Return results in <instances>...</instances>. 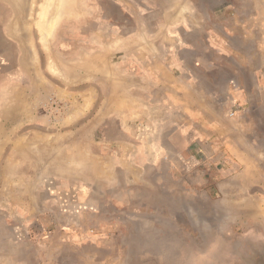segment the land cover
<instances>
[{
    "label": "rangeland",
    "instance_id": "obj_1",
    "mask_svg": "<svg viewBox=\"0 0 264 264\" xmlns=\"http://www.w3.org/2000/svg\"><path fill=\"white\" fill-rule=\"evenodd\" d=\"M137 1L142 10L131 15L120 8L124 0H50L47 12L58 16L43 45L37 21L46 1L29 0L30 10L22 11L20 0H0V264H204L199 253L207 246L199 249L195 229L216 198L213 181L225 176L216 163L227 160L209 151L210 139L184 138L178 128L164 131L166 123L147 120L161 117L162 107L146 100L161 103L167 90L155 84L146 92V85L171 80L162 75L171 64L167 35L156 25L170 17L160 8L166 0ZM192 1L203 13L218 8L221 17L233 0ZM187 11L184 3L177 13ZM23 22L32 46L27 53L18 37ZM182 55L206 93L221 100L226 75H211L215 83L209 69L193 70L190 52ZM215 108L230 118L243 107ZM262 109L254 113L264 116ZM181 125L191 133L195 125L202 133L208 127ZM261 131L264 122L252 140L264 144ZM51 142L58 160L73 158L75 178H88L90 167H113L115 185L91 180L85 195L52 197L54 187L43 178L55 151ZM156 144L163 165L136 169L143 149ZM152 155L149 161H159Z\"/></svg>",
    "mask_w": 264,
    "mask_h": 264
},
{
    "label": "crops",
    "instance_id": "obj_2",
    "mask_svg": "<svg viewBox=\"0 0 264 264\" xmlns=\"http://www.w3.org/2000/svg\"><path fill=\"white\" fill-rule=\"evenodd\" d=\"M23 1L20 0L22 11ZM124 1L126 3H120V8H129L131 15L142 10L137 0ZM184 3L188 11L177 13ZM247 4L251 6L249 0L236 1V4L234 0L226 2L224 14L220 17L218 8L203 13L192 0L163 2L160 8L167 10L170 18L156 22V25L164 29L167 35L169 45L166 57L171 64L162 71V75H168L171 80L165 82L162 79L152 87L148 84L145 87L146 92L155 84L167 90L161 103L155 99L152 102L146 100L145 103L153 106V109L162 107L161 117L152 118L151 114L148 121L161 120L166 123L164 131L178 128L177 131L184 138H208L209 151L227 160L226 164L216 163L217 170L225 176L213 181L216 198H210L208 211H201L198 217L200 227L195 229L199 249L207 246L204 252L199 253L204 264H264V144L252 140L264 122V116L254 113L258 107L264 111V0L252 3V16ZM191 35L192 39L189 38ZM18 37L22 43L26 39L20 29ZM186 51L195 58L193 70L202 72L209 69L208 73L215 83L219 81L213 75H226L222 82L224 95L221 100L217 95L207 94L201 80L186 67L182 60V53ZM135 88L131 92L136 93L133 100L135 98L138 102L141 100L137 96L138 87ZM218 104L243 108L234 111L229 118L224 117L222 110L215 108ZM147 114H150L149 111ZM185 121L204 122L208 127L202 133L198 128L200 126L195 125L192 133L187 132L185 125H181ZM260 134L259 138H264V131ZM49 147L55 151L50 154V163L43 178L48 179V185L54 187L56 194H51L52 197L66 199L75 191L85 195L89 192L91 180L92 185H99L100 182L115 185V181L109 178L112 166L106 169L90 167L88 178H75L80 173L74 169L73 158L64 157L65 162L58 160L56 143L51 142ZM164 150V154L173 152L170 148ZM141 154L145 155V159L141 156L139 161L133 163L136 169L150 164L158 171L161 159H165L161 156L160 144L153 145L151 151L143 149ZM152 154L159 155V161H149ZM74 186L86 189L77 191ZM238 248L242 250L239 253Z\"/></svg>",
    "mask_w": 264,
    "mask_h": 264
},
{
    "label": "bare ground",
    "instance_id": "obj_3",
    "mask_svg": "<svg viewBox=\"0 0 264 264\" xmlns=\"http://www.w3.org/2000/svg\"><path fill=\"white\" fill-rule=\"evenodd\" d=\"M27 1L29 0H24L23 1V7H24V10L23 11H29L30 10V7L28 8L27 6ZM46 2L41 4V9H40V12L38 13V27H39V37H40V40H41V43L43 45L46 44L47 40L49 39V37L51 36L52 32H53V29L55 27V23H56V15L58 16V14H56V9H57V6H58V0L57 3H56V7L53 6L54 8V11L53 13L55 14H52V15H49L48 12H47V9L51 6V3L50 0H45ZM55 1V0H54ZM61 0H59L60 2ZM63 2V1H62ZM55 3V2H54ZM61 3V2H60ZM63 4V3H62ZM52 8V9H53ZM56 8V9H55ZM63 8V7H62ZM50 9V8H49ZM183 9V8H182ZM60 10H63V9H60ZM58 10V12L60 11ZM49 11V10H48ZM181 11H184V10H181ZM63 12V11H62ZM26 24V25H25ZM27 23L26 22H23L22 25H21V28H20V33L26 38L24 39L23 41V45H24V48H25V52L27 53L29 51V49L32 50V46H31V39L29 38L28 36V31H27ZM25 53V56L28 57ZM26 60V59H25ZM27 63V62H26ZM32 65V64H30ZM27 66V64H26Z\"/></svg>",
    "mask_w": 264,
    "mask_h": 264
}]
</instances>
